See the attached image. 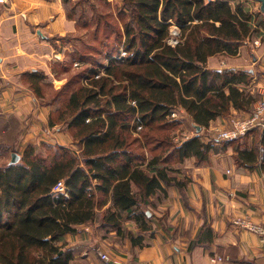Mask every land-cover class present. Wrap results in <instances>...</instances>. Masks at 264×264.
<instances>
[{"label":"trees","instance_id":"obj_1","mask_svg":"<svg viewBox=\"0 0 264 264\" xmlns=\"http://www.w3.org/2000/svg\"><path fill=\"white\" fill-rule=\"evenodd\" d=\"M82 1L91 16L83 5L79 12L77 4L67 15L88 40L68 53L72 61L53 68L56 75L66 73L67 81L50 97L47 91L53 90L41 85L44 73L29 78L38 97L59 105L50 122L66 125L80 148L30 144L16 152L17 162L0 165V264H70L74 250L65 236L87 224L115 231L142 248V234L153 233L155 198L167 196L172 185L182 187L171 176L175 163L190 157L207 163L211 153L232 145L238 166H264V132L253 130L230 142L198 135L178 144L173 131L179 123L170 118L181 106L196 125L207 128L210 121L228 117L232 107L251 110L255 96L246 87L249 75L205 68L214 54L238 49L251 30V15L239 9L228 38L221 39L210 36L205 23H194V0H121L119 23L110 11ZM170 20L182 31L183 42L175 48L165 42ZM254 21L264 30V17ZM121 43L122 51L116 50ZM77 62L82 65L75 68ZM60 180L68 196L53 193ZM129 221L136 223L138 235L125 233Z\"/></svg>","mask_w":264,"mask_h":264},{"label":"crops","instance_id":"obj_2","mask_svg":"<svg viewBox=\"0 0 264 264\" xmlns=\"http://www.w3.org/2000/svg\"><path fill=\"white\" fill-rule=\"evenodd\" d=\"M197 1L209 15L195 14L194 23L212 27L207 31L212 37L228 38L239 9L252 16L251 30L238 49L214 54L205 68L245 72L251 78L246 87L254 94L264 82V30L254 21L264 17L261 3ZM67 13L63 0H0V125L9 131L13 120L24 129L12 146L3 143L15 152H23L30 144L75 145L66 125L50 122L59 105L46 103L29 84L35 71L44 73L41 85L45 90H58L67 81L66 73L59 76L53 72L63 58L54 45L59 41H52L56 36L66 38L77 33L76 20ZM174 110L181 115L180 127L189 123L197 128L183 107ZM236 112L243 111L232 107L230 114ZM222 121V117L216 118L210 125ZM200 131L201 136L206 133ZM237 153L235 147L227 145L225 150L211 153L207 163H197L195 157H190L175 165L171 176L182 187L172 185L166 189L167 196L159 194L155 198L151 209L155 216L153 233L142 234L144 247H133L126 236H118L115 231L107 233L97 225H82L76 234L65 236L67 246L74 250L70 264H113L103 261L100 253H107L119 264H213L211 258L216 256L222 261L215 264H264L260 237L233 224L234 218L245 216L264 224V166L258 162L240 167L235 162ZM262 154L263 150L259 159ZM128 231L139 234L132 221L125 224V233Z\"/></svg>","mask_w":264,"mask_h":264},{"label":"built area","instance_id":"obj_3","mask_svg":"<svg viewBox=\"0 0 264 264\" xmlns=\"http://www.w3.org/2000/svg\"><path fill=\"white\" fill-rule=\"evenodd\" d=\"M173 23V30L170 31V35L165 41L167 45L175 48L182 44L183 37L179 24ZM81 63H75V66H80ZM1 93V85H0ZM255 101L249 112H240L230 114L228 117L222 118V122L216 125H210L207 128L201 130L206 131L208 134H213L214 139L219 142H230L237 140L253 130H259L264 132V86H260L257 92L253 94ZM172 120H176L182 124V118L178 110H172L170 114ZM140 129V128H139ZM138 129V130H139ZM201 131H198L194 126L192 129L181 127L176 133L173 134V139L176 143L181 144L185 140L200 135ZM205 135L207 136V134ZM210 136V135H208ZM229 173V172H228ZM54 194H63L68 196V190L65 180H60L53 188ZM233 224L243 230L252 232L260 237L262 243H264V224L255 223L250 217H238L233 219ZM100 258L106 262H112L113 264H119L107 253H100ZM221 257H212L211 262L213 264L221 262Z\"/></svg>","mask_w":264,"mask_h":264},{"label":"rangeland","instance_id":"obj_4","mask_svg":"<svg viewBox=\"0 0 264 264\" xmlns=\"http://www.w3.org/2000/svg\"><path fill=\"white\" fill-rule=\"evenodd\" d=\"M88 1L91 4L94 2L93 4H96L97 7L102 8L101 9L102 11L103 10L106 11V12L110 11L113 14V16H114V22H116V23L118 22L119 23L120 20L117 19V8L121 5L120 4L121 0H107L108 3H109V6L107 8L104 7V4H103V2L101 0H87V2ZM194 2H195V7L192 5L191 8H190V11L193 14V16H195V14H199L201 16L202 15H204V16L209 15L207 10L200 9L199 2L197 0H194ZM75 4H77V10L79 12H81V10H82V9H80V6L83 5V9H84L85 14L87 16H91L92 15V12L90 11V9L88 7V4L84 3V1H82V0H70L69 4H66L65 6H66L67 10H69ZM200 10H202L201 13H200ZM171 22L176 23L173 20L168 21V23L170 25L169 26V35H170V31L173 30V23H171ZM211 28L212 27H210V26L209 27L206 26V29L209 30V31L211 30ZM76 30H77V33L72 34L70 36H66V38L71 39V43H69L68 40L62 41V39L65 38V37L56 36L55 38L52 39V41H55V40L59 41V42H55L54 45H56L60 49L59 52L58 51L57 52H58V55H62L61 57L63 58V61H68V62L72 61V58H71L70 54H68V53L73 52L74 49L75 50H77V49L80 50V48H81L80 44L82 42H85L86 40H88V38L84 34L86 32L85 30H81L80 28H77ZM90 30L91 31L93 30V26H90ZM169 35H168V37H169ZM167 38H166V40H167ZM122 45H123V43H121L116 50L122 51ZM76 46H78V48ZM122 55H123V53H122ZM77 63H81V62H77ZM81 65H82V63H81ZM63 74H64V72H60L59 76L63 75ZM261 86H264V82L262 83ZM47 93L48 94L51 93L50 97H52L53 93H55V92L54 91H50V92L47 91ZM11 121H12L13 125H12L11 130H9V131L5 130V128H1V125H0V165H2V166L11 163L12 162L11 154L12 153H16L15 149H13V147H7L3 143H6L7 145L9 144V145L12 146V144L14 143L15 138L17 139V137L19 136L18 132L22 131V128H21L20 124L17 125L15 121H13V120H11ZM24 124H25V122H24ZM25 126H27V124ZM187 127L192 129V127H191V125L189 123H186V126L184 128H187ZM180 128L181 127L178 125L177 128L173 131V134L176 133ZM12 131H14V132L17 131V134H15ZM23 131H24V129H23ZM206 134H207V137L210 138V140H213V141L216 140V139H214L215 137H214L213 134L212 135L208 134V133H206ZM204 135H203V137H204ZM208 135H210V136H208ZM204 140H205V137H204ZM73 146H75V147H73ZM70 147H71V149L74 148L73 150H76V149L79 150V148H80L78 145L77 146L76 145H72ZM17 153H19V151H17ZM20 154H22V152H20ZM175 164H177V163H175ZM175 164L174 165L172 164L173 168H175ZM112 240H114V239L112 238Z\"/></svg>","mask_w":264,"mask_h":264},{"label":"water","instance_id":"obj_5","mask_svg":"<svg viewBox=\"0 0 264 264\" xmlns=\"http://www.w3.org/2000/svg\"><path fill=\"white\" fill-rule=\"evenodd\" d=\"M261 3V9L262 11H264V0H257ZM197 130L200 131L201 130V127L200 126H197ZM262 158H263V154H262ZM19 160V155L17 153H13L12 154V163H15Z\"/></svg>","mask_w":264,"mask_h":264}]
</instances>
